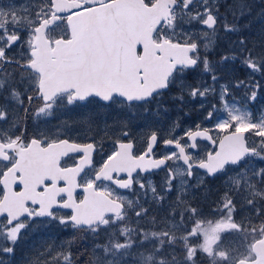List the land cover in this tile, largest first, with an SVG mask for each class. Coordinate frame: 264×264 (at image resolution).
Listing matches in <instances>:
<instances>
[{"label": "snow or ice", "instance_id": "obj_1", "mask_svg": "<svg viewBox=\"0 0 264 264\" xmlns=\"http://www.w3.org/2000/svg\"><path fill=\"white\" fill-rule=\"evenodd\" d=\"M117 2L138 5L142 23L136 32L109 39L98 36L97 29L119 15V10L103 19L84 18L80 28L74 27L73 20L88 11L112 9L113 0H24L20 4L9 0L6 5L0 0V96L4 100L0 125H9L0 129V237L7 242L0 245V264L14 254L22 230L52 222L93 237L107 236V243L95 245L93 264H128L134 247L145 249L138 253L139 264H197L198 254L207 264H264V167L252 166L255 160L264 161V113L254 118L248 109V104L257 101L261 81L250 76L236 82L235 88L245 90L246 103L243 107L230 103L231 89L221 84L217 92L218 76L201 54V48L206 52L216 36L218 23L227 33L238 30L234 23H227L225 14L236 17L238 8L239 16H245L250 5L245 0H224L223 4L219 0ZM238 44L240 62L264 78V41L255 54L244 39ZM81 52L89 53L90 64L73 67ZM229 59L237 57L223 56L220 62ZM97 62L105 64L103 72L92 70ZM114 63H122L123 70L113 71ZM198 69L210 74L211 83H186L185 74ZM173 86L181 93L177 99L183 101L185 92L191 100L199 99L204 120L210 123L196 124L180 136L159 137L152 131L144 150L136 151L128 128L137 113L131 110L142 109L147 119L152 115L150 106ZM210 95L217 102L206 106ZM91 104L128 110L127 119L120 121L123 138L113 140V150L99 165L94 153L102 152V143H80L48 132L28 137L26 125L21 128L17 119L20 111L39 121L53 117L60 108ZM220 111L223 116H217ZM178 127L174 124L173 130ZM249 136L255 139L250 141ZM158 142L172 151L157 156ZM39 154L48 155L56 168L72 176L40 181L33 174ZM65 158L73 163L67 165ZM227 166L237 176L230 178L229 191L215 208L214 218L208 219L188 204L184 192L189 180L201 176L197 170L215 177ZM161 169L166 172L162 190L150 180L139 179V175ZM177 180L176 206H183L182 210L176 213L173 207L165 227L150 232L140 227L142 218L156 223L144 203L109 186L133 193L138 188L145 203H159ZM53 185L58 191L49 192ZM230 193H246L247 216L236 218L237 204ZM177 248L180 258L175 254ZM52 255L53 251L41 252L33 264H49ZM54 259L55 264H75L68 251Z\"/></svg>", "mask_w": 264, "mask_h": 264}, {"label": "rangeland", "instance_id": "obj_2", "mask_svg": "<svg viewBox=\"0 0 264 264\" xmlns=\"http://www.w3.org/2000/svg\"><path fill=\"white\" fill-rule=\"evenodd\" d=\"M24 0H16L17 4L23 3ZM223 4L224 0H219ZM229 3H234L236 0H228ZM250 5L251 11L245 16H239V9H235L236 17L231 12L226 13V20L229 24H235L237 31L233 33H227L224 31L222 24L217 25V33L212 42L209 44L208 50L205 52L201 48L202 56L206 55L211 67L214 69V74L218 76V80L215 82L217 92L221 84L227 85L232 92L229 96V102H234L237 106L243 107L246 103L244 88H235L234 84L240 80H247L250 76H254L255 79L261 81L260 94L257 101L252 104H248V109L253 114V117H259L261 113H264V78L251 72L240 62V46L238 41L244 39L249 49H254L255 52L260 51L262 47V41H264V0H245ZM6 5L9 0H3ZM222 14L225 13L223 7L220 8ZM188 27V26H185ZM206 42V41H205ZM203 43V42H202ZM20 50L17 49V52ZM237 57L236 60H226L221 63L223 56ZM11 71V69H9ZM185 80L188 84H194L200 80L206 83H211L210 74L203 73L201 70L190 71L185 74ZM181 95L180 91L173 86V89L162 97L157 102L150 106L152 115H149L147 119L144 118L142 109L131 110L137 113V118L132 120L129 124L128 130L131 136L134 138L137 146V151L144 150L146 147V139L151 135L152 131H156L160 136L167 137L169 133L175 136L182 135L187 129L195 128L196 124L207 125L208 121L204 120V112L200 108V100H191L187 95V92L183 93L184 100L181 101L177 97ZM233 96L235 101H233ZM0 101L4 102L3 97L0 96ZM216 96L210 95L207 103H216ZM128 110L121 109H109L100 107L97 104L87 105L86 107H77L74 109L60 108L55 111L53 117L49 119L37 120L34 116L25 118L26 114L22 111L19 112L17 117L19 126L23 128L26 125L28 129L39 132H48L50 135L56 134L62 138L77 139L84 137L95 141L99 146L103 144V150L100 153L98 159L102 161L112 150L113 140L122 137L123 125L120 121L127 119ZM16 116V113H12ZM222 111L217 112V116H223ZM31 118L32 123H30ZM178 124L179 127L173 130V125ZM1 126V125H0ZM9 128V125L8 127ZM14 130V129H13ZM255 139L249 136V140ZM201 143V142H200ZM202 147H207V143H201ZM169 150L162 147V155ZM175 169L176 165L170 162ZM253 167H264V161L255 160L252 164ZM198 172H201L197 170ZM166 172L163 170L159 173L146 175L144 178L139 177L141 181L150 180L158 190H162L164 184ZM237 176V173L233 171L232 166L226 167L224 172L219 173L214 178H209L206 174L201 172L200 177H193L188 182L186 191L183 198L192 207H196L202 213V215L208 219H213V213L215 208L219 205V202L223 198L224 194L229 191L230 178ZM202 179V184H197V180ZM179 181H174V187L172 192H165V198L162 202L156 203L148 200L144 202V198L140 196L141 190L138 188L136 192L129 194L128 197L133 199H139L144 206L149 209L148 216L155 217L156 223L153 225L150 219L142 218L143 223L140 227L145 231L159 230L165 227V219L172 218V208L175 207L176 213L182 210L183 206H176L177 201V186ZM234 196L237 204L236 218L241 216H247V205L243 203V196L246 193ZM218 216V214H217ZM178 218V217H177ZM134 221L136 218L131 216ZM131 227H135V224H130ZM82 233L78 232L71 227H63L59 224L52 222L50 224H33L30 228L22 230L21 238L15 246V251L12 256L4 257L6 264H33L34 260L40 257L41 252L53 251V255L48 257L49 264H55L54 257L61 251H68L73 254L72 246L77 236ZM86 234V233H85ZM91 241L90 255L94 262V250L96 244L107 243V236L104 233L99 234L96 237L86 234ZM7 243L3 237H0V245ZM150 247V245H149ZM145 249L133 248V255L128 257V264H139L137 259L139 252H144ZM175 254L178 258L180 249L175 250ZM171 259V255L168 256ZM197 264H207V260L202 254L197 255Z\"/></svg>", "mask_w": 264, "mask_h": 264}, {"label": "water", "instance_id": "obj_3", "mask_svg": "<svg viewBox=\"0 0 264 264\" xmlns=\"http://www.w3.org/2000/svg\"><path fill=\"white\" fill-rule=\"evenodd\" d=\"M114 10H119V15L111 16L105 24L97 29L96 34L109 39L117 38L127 33H133L140 29L142 19L137 14L138 5L135 4H121L117 1L113 2L112 9H99L98 11H88L84 13L83 17H75L73 20L74 27L80 28L83 26L84 18L92 20L103 19ZM148 15V14H145ZM90 64V55L88 52H81L78 57L73 61L72 66L77 67L81 65ZM92 70L96 72H103L105 70V64L103 62H97L91 65ZM113 71H122V63H114ZM158 145V144H157ZM157 149V148H156ZM171 149V148H168ZM40 157V158H39ZM39 158V159H38ZM43 170V171H42ZM161 170H155L158 172ZM203 172V170H201ZM33 174L40 181H43L46 177H51L53 180H59L61 177H71V172H61L55 167L53 160L46 154H39L33 162ZM219 174V173H218ZM136 175V174H134ZM58 189L52 188L49 192H56ZM67 211V210H66Z\"/></svg>", "mask_w": 264, "mask_h": 264}, {"label": "flooded vegetation", "instance_id": "obj_4", "mask_svg": "<svg viewBox=\"0 0 264 264\" xmlns=\"http://www.w3.org/2000/svg\"><path fill=\"white\" fill-rule=\"evenodd\" d=\"M0 103H3L2 101H0ZM33 110H35V108H36V105L35 104H32L31 106H30ZM28 117H32L33 118V115L31 114V113H29V114H26V116H25V118L27 119ZM31 118V120H30V123H32V119ZM7 127H8V125H1L0 126V129H7ZM34 133H37V131H33V130H31L30 129V127L27 129V131H26V135L28 136V137H31ZM159 136V135H158ZM159 137H163V136H159ZM71 140H73V139H71ZM74 141H76V142H80V143H87V142H94V141H91V139L89 140V139H86V138H84V137H79V138H77V139H74ZM133 142H134V144H135V149H136V151L138 150L137 149V146H136V142H135V140H133ZM162 147H163V143L162 142H159V146H158V151H156L157 152V156H161L162 155V153H161V149H162ZM140 151H142V150H140ZM100 153H101V151H98V152H96V153H94V162L97 164V165H99L102 161H100L99 159H98V157L100 156ZM76 155H80V154H76ZM66 159V162H67V165H71L72 163H73V161L70 159V158H65ZM139 177H142V178H144L145 177V175H139ZM122 178H124V177H122ZM110 187H112L115 191H117V192H119L120 194H122V195H125V196H127L128 197V195L129 194H132V192H129V191H127V190H120V189H115V186L114 185H109ZM77 195L79 196L80 195V193H77Z\"/></svg>", "mask_w": 264, "mask_h": 264}, {"label": "trees", "instance_id": "obj_5", "mask_svg": "<svg viewBox=\"0 0 264 264\" xmlns=\"http://www.w3.org/2000/svg\"><path fill=\"white\" fill-rule=\"evenodd\" d=\"M89 241H91V238L85 233H80L75 239L72 246V256L75 264H93Z\"/></svg>", "mask_w": 264, "mask_h": 264}]
</instances>
